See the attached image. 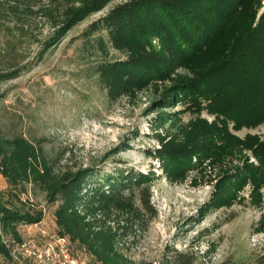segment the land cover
Returning <instances> with one entry per match:
<instances>
[{"label": "rangeland", "instance_id": "obj_1", "mask_svg": "<svg viewBox=\"0 0 264 264\" xmlns=\"http://www.w3.org/2000/svg\"><path fill=\"white\" fill-rule=\"evenodd\" d=\"M129 1H108L69 25L71 9L81 7L83 0H0V73L18 70L15 77L0 80V137L22 139L37 156L32 160L35 173L18 185L0 173V203L21 212H42L38 226L18 227L27 231L21 237L36 235L38 227L59 233L56 210L61 201L50 200L48 186L66 169L90 168L78 212L88 214L93 229L116 233L113 262L164 264L168 250H177L193 252L199 264H252L264 256V148L248 136L264 138V123L237 129L219 120L204 98L200 105L193 92L182 95L208 84L209 51L190 65L176 51L170 57L167 53L161 65L150 66L154 77L148 74L140 86L116 89L111 76L104 75L114 63L129 62L131 51L113 45L104 26H93ZM197 4L219 27L232 9L229 0ZM263 14L264 1L254 36L244 41L242 53L251 54L254 44L264 41ZM153 45L162 50L158 38ZM241 64L223 72L238 75ZM233 99L229 106L236 104ZM169 147L189 150L192 160L176 169L172 160L167 163ZM46 168L52 173L45 184L40 175ZM128 173L147 176L157 216L145 230L141 223L128 227L126 235L124 228L132 224L129 213L114 210L109 217L88 211L96 188L108 192L114 178ZM108 178L114 181L108 183ZM126 184L134 193L125 190L124 195L141 208L140 189ZM65 236L73 254L104 264Z\"/></svg>", "mask_w": 264, "mask_h": 264}, {"label": "trees", "instance_id": "obj_2", "mask_svg": "<svg viewBox=\"0 0 264 264\" xmlns=\"http://www.w3.org/2000/svg\"><path fill=\"white\" fill-rule=\"evenodd\" d=\"M108 1L111 0H83L81 7L71 9L69 25H74L92 12L102 9ZM198 1L131 0L110 11L93 28L96 30L104 26L113 45L121 50L131 51V56L126 64L116 62L110 66L108 71L106 70L105 78L111 76L110 81L116 83V89L128 90L142 85L145 77L150 75L154 77V70L150 66L154 63L161 65L167 53L170 57L173 56V51H176L182 62L190 65L209 51V67L205 70V73H210L208 84L204 85V90L199 92L184 90L182 95L193 92V97L200 105L201 98H204L208 101L210 111L214 112L219 120L226 124L232 122L237 129L262 125L264 123V41L254 44V51L251 54L242 53V45L244 41L254 36L256 31L254 22L264 0H229L232 9L226 13L225 22L220 24V27L219 24H211L210 17L202 14V4L198 5ZM260 20V23L264 24V14ZM155 38L159 39L161 51L153 45ZM241 56L248 58L239 61ZM237 64L244 67L238 75H226L223 72L227 68L233 69ZM17 71L15 69L8 73H0V80L15 77ZM243 73H246V76ZM215 74L218 77L211 78ZM243 77L247 78L246 81L239 82L238 78ZM110 87L114 85L111 84ZM231 98L236 100H232L236 104L229 106L227 101ZM235 106L241 109H233L236 108ZM248 138H254L257 147L264 148V138L260 136H248ZM24 145L22 139L16 138L11 141L0 137V173L14 185L29 179V174L36 171L32 160L37 159V156L33 148ZM188 151L185 148H167L165 152L169 159L167 163L170 165L172 160L176 169L182 168L194 155ZM92 172L90 168L76 171L66 169L56 176L51 186H48L50 200L61 201L56 210L59 234L70 235L74 242L78 241L82 247L90 249L98 261L104 264H117L113 262L116 233L111 230L93 229L94 222L86 221L88 214L81 215L78 212V202L82 199L83 190ZM50 173L52 168H46L40 175V181L46 184ZM146 177L141 175L135 178L133 174L128 173L127 176L121 174L119 179L114 178L115 184L111 185L112 188L108 192L104 191L102 186L96 188L89 202L92 203V209L88 212L95 215L100 211L109 217L114 210L126 212L130 214L132 224L124 228V234H128V227L139 223L145 230L148 223L157 216L151 204L150 186L145 185ZM114 180L108 178L107 182L111 183ZM126 183H132L131 186L137 185L136 187L140 189L141 208L135 206L133 197L124 195L125 190L134 193V187ZM145 216L147 219L144 220ZM42 218L41 211L35 214L28 211L21 212L0 203V228L8 237L21 238L19 226L39 223ZM71 251L72 253L74 251L72 246ZM0 259V264H14L1 237ZM164 264L199 263L198 257L193 252L168 250ZM220 264L236 263L226 260ZM252 264H264V256L259 257Z\"/></svg>", "mask_w": 264, "mask_h": 264}, {"label": "built area", "instance_id": "obj_3", "mask_svg": "<svg viewBox=\"0 0 264 264\" xmlns=\"http://www.w3.org/2000/svg\"><path fill=\"white\" fill-rule=\"evenodd\" d=\"M37 231L36 235L13 238L0 228L2 243L14 264H90L86 256L72 253L67 236L45 227H38Z\"/></svg>", "mask_w": 264, "mask_h": 264}, {"label": "crops", "instance_id": "obj_4", "mask_svg": "<svg viewBox=\"0 0 264 264\" xmlns=\"http://www.w3.org/2000/svg\"><path fill=\"white\" fill-rule=\"evenodd\" d=\"M19 232L22 233L21 236H23L25 234L24 232H27V231L26 230H19Z\"/></svg>", "mask_w": 264, "mask_h": 264}]
</instances>
